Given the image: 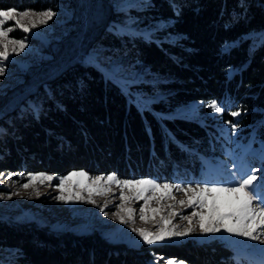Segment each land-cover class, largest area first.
Returning a JSON list of instances; mask_svg holds the SVG:
<instances>
[{
  "label": "trees",
  "instance_id": "trees-1",
  "mask_svg": "<svg viewBox=\"0 0 264 264\" xmlns=\"http://www.w3.org/2000/svg\"><path fill=\"white\" fill-rule=\"evenodd\" d=\"M59 3L0 0V10L41 12ZM142 4L129 12L140 21L139 29L154 26L150 40L118 37L101 25L92 46L108 47L104 53L111 57L121 54L147 79L170 80L125 91L96 66L75 62L38 87L20 108L0 117V173L23 183L28 174L65 177L73 171L163 181L180 168L199 171L205 166L199 157L203 151L225 159V149L236 144L264 157V0ZM134 91L163 97L139 105ZM213 100L226 111L201 114V120L162 116L179 106ZM231 111L241 115L233 118ZM0 250L10 252L0 255L1 264H149L159 258L226 264L220 259L230 254L221 244L190 242L131 248L108 243L98 232L76 235L2 220Z\"/></svg>",
  "mask_w": 264,
  "mask_h": 264
},
{
  "label": "rangeland",
  "instance_id": "rangeland-1",
  "mask_svg": "<svg viewBox=\"0 0 264 264\" xmlns=\"http://www.w3.org/2000/svg\"><path fill=\"white\" fill-rule=\"evenodd\" d=\"M59 1L62 3L55 5L54 8L43 10L55 12L56 15L53 19L46 25H38L29 33H24L15 25V21H9L4 25L5 28L13 27L14 29L9 33L10 38L26 39L28 46L23 52L13 54L11 53L12 46L9 45V60L0 63V67L5 69L4 75L0 76V117L7 110L20 108L22 101L35 93L38 87L55 78L70 65L79 61L89 62L90 58L94 56L99 58V64L96 67L103 72L113 66L122 67V71L118 73V78L114 81L120 84L125 91L127 88L136 87L146 82L170 80L169 77L158 76L147 79L143 75V70L136 66L137 64L127 63L126 58L121 54L111 57L104 53L109 49L108 47L94 48L92 46L93 39L97 36V30L101 25L106 26L107 31L118 37L135 38L142 33H152L153 25L139 29L138 23L140 21L134 17L133 13L129 12L130 10L141 9L145 0ZM127 12L129 13L127 14ZM35 19V16H31L22 20L21 23L30 27L29 21ZM132 95L133 100L139 105H148L163 97L162 93L146 96L141 91H134ZM206 109L210 108L200 103H191L174 108L170 113L162 114V116L201 120V114L207 115L206 117L214 114L213 111L206 112ZM214 126L216 127V125ZM237 147L234 144L232 148L225 149L227 152L225 159L216 157V152L209 154L203 151L199 153V157L204 159L205 166L199 168V171L192 173L180 168L175 175L164 176L163 181L157 182L179 183L181 185L195 184L196 182L232 185L249 174L252 168L261 169V174L264 175V162L259 153L256 151L249 152L244 146ZM88 175L92 178L107 176ZM8 176L5 174L0 176V195H11L14 192H18L19 195H12L11 199L0 198V220L2 221L14 224L35 223L37 226L46 227L54 232L70 231L76 235L98 232L108 243L124 244L131 248L176 246L186 242L208 245L221 244L230 251L228 258L220 259L222 262L227 261L226 264H264V244L259 243V241L229 236L226 233L202 236L198 228L187 237H171L151 246L143 244L136 233L132 231V228H145L155 231L156 228L160 227V224L157 221H149L148 223L140 221L139 208L143 204L142 200L126 205L134 210V223L121 224L118 219L113 218L112 214L117 211L116 206L120 203L118 199L120 189L115 185L112 186V191L107 196L94 197L95 204L80 201L65 204L54 199L59 194L56 191V186L59 185L60 178L63 177L54 176L56 179L51 181V186L47 182L42 186L38 185L37 190L40 195L37 198L33 189L25 190L21 187L23 181H13ZM76 179L74 177L70 183L74 184ZM125 194L129 195L127 190H125ZM83 195L86 197L87 193ZM260 195L264 196V190H260ZM175 196L176 201L186 199L183 193H175ZM106 202H108L107 207H105L104 212H101L100 209L104 207ZM171 203L174 201L162 202L161 206L164 211L161 215L167 217L169 211L167 205ZM151 206L157 207L155 202H152ZM172 210L190 214L193 209L181 208L177 204ZM173 225H178L182 229L187 226V221L176 217L173 218ZM0 255L7 256L10 255V252L0 250ZM169 261H173V264H181L179 260L173 258H159L151 260L149 264H169Z\"/></svg>",
  "mask_w": 264,
  "mask_h": 264
},
{
  "label": "snow or ice",
  "instance_id": "snow-or-ice-1",
  "mask_svg": "<svg viewBox=\"0 0 264 264\" xmlns=\"http://www.w3.org/2000/svg\"><path fill=\"white\" fill-rule=\"evenodd\" d=\"M173 7L177 8L175 4ZM55 15L56 13L51 10L39 13L31 10H0V63L9 60V45L12 46L11 53L13 54L23 52L28 46L26 39L10 38L9 33L14 29L13 27L5 28V24L15 21L17 27L24 33H29L38 25H46ZM31 16H35L36 19L29 21L30 27L21 23L22 20ZM141 35L146 40L151 39V33H142ZM261 39L264 40V37ZM89 63L96 66L99 64V58L91 57ZM121 71L122 67L118 65L111 69H105L106 78L115 80ZM4 72L5 69L0 67V76L4 75ZM207 106L217 114L226 111L224 105L216 100L211 101ZM229 115L235 118L241 113L231 111ZM227 123L231 124V122ZM231 127L234 132L236 126L232 124ZM261 173V169L252 168L249 174L232 185L209 184L207 182L181 185L179 183H159L152 179H120L115 173L92 178L84 171H73L68 176L60 178L59 185L56 186V191L59 194L54 199L65 204L76 201L95 204L94 197L107 196L112 191V186L115 185L120 189L118 197L120 203L116 206L117 211L112 214L113 218L118 219L121 224L134 223V210L126 205L142 200L143 204L139 208L140 221L143 223L157 221L160 224V227L155 231L132 228V231L145 245L151 246L171 237H187L193 234L197 228L202 236L226 233L229 236L242 237L264 244V196L260 195V190H264V175ZM2 175L3 173H0V176ZM12 175L9 174L8 178L11 179ZM20 175L24 177L23 173ZM74 177L77 178L75 183H70ZM25 178L27 182L23 183L21 187L25 190L33 189L37 198L40 195L37 186H42L46 182L51 186V181L56 179V177L45 173L28 174ZM125 190L129 195L125 194ZM84 193H87L86 197L83 195ZM175 193H183L186 199L176 201ZM12 195H19V193L0 195V198L11 199ZM163 201H174L167 205L169 209L167 217L161 215L164 211L161 206ZM108 202L104 207H101V212H104ZM152 202H155L157 207H152ZM177 204L181 208L193 210L190 214L172 210ZM176 217L187 221V226L181 229L178 225H173V218ZM169 264H173V261H169Z\"/></svg>",
  "mask_w": 264,
  "mask_h": 264
}]
</instances>
